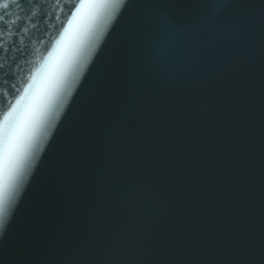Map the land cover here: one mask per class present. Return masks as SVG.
I'll list each match as a JSON object with an SVG mask.
<instances>
[{"label":"water","instance_id":"obj_1","mask_svg":"<svg viewBox=\"0 0 264 264\" xmlns=\"http://www.w3.org/2000/svg\"><path fill=\"white\" fill-rule=\"evenodd\" d=\"M93 2L33 8L0 55L18 87L0 94V169L17 177L0 264H264V0H219L220 23L161 69L131 23L160 0L110 17Z\"/></svg>","mask_w":264,"mask_h":264},{"label":"snow or ice","instance_id":"obj_2","mask_svg":"<svg viewBox=\"0 0 264 264\" xmlns=\"http://www.w3.org/2000/svg\"><path fill=\"white\" fill-rule=\"evenodd\" d=\"M131 3L132 0H94L89 6L97 10L98 16L110 17L121 4L127 9ZM179 3L181 0H160L159 3L153 5L155 11L146 16L141 14L134 17L131 22L135 33L147 41L152 56L158 62L159 69L174 67L182 62L186 58L190 38L212 29L220 23L216 14V9L222 6L219 0L215 4H209L206 0H197L195 6L200 9V13L186 20L161 15L157 11L161 6ZM72 6L73 0H64V7L70 9ZM60 7L61 0H0V55L6 58L11 48H16L17 52L21 51L17 46V38L22 41L36 27L31 14L33 8L41 9L42 18L52 19L55 10ZM83 7H85L84 4L79 5L77 11ZM6 36L12 37L11 44L7 47H5ZM4 68L5 65L0 63V70ZM15 91H18L16 73L12 72L11 66H9L6 78L0 84V94L8 98ZM19 104L20 100H17L16 104L10 105L9 112L4 118L5 121H9L12 113L18 111ZM12 131L13 124L9 122L5 130L6 140ZM16 178L8 164L5 163L0 169V208L6 206Z\"/></svg>","mask_w":264,"mask_h":264}]
</instances>
